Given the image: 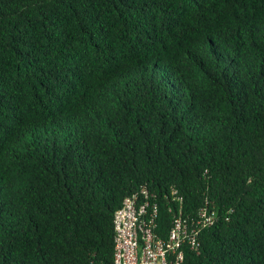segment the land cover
<instances>
[{
	"label": "trees",
	"instance_id": "obj_1",
	"mask_svg": "<svg viewBox=\"0 0 264 264\" xmlns=\"http://www.w3.org/2000/svg\"><path fill=\"white\" fill-rule=\"evenodd\" d=\"M146 193L264 264V0H0V264H112Z\"/></svg>",
	"mask_w": 264,
	"mask_h": 264
},
{
	"label": "built area",
	"instance_id": "obj_2",
	"mask_svg": "<svg viewBox=\"0 0 264 264\" xmlns=\"http://www.w3.org/2000/svg\"><path fill=\"white\" fill-rule=\"evenodd\" d=\"M177 191H174L176 193ZM145 195V190H142ZM182 202V198L179 197ZM159 206L138 196H128L116 211L114 219L115 251L112 264H184L185 248L198 249L197 231L189 228L182 209L174 217L166 236L158 234ZM216 213L202 209L197 225L210 226Z\"/></svg>",
	"mask_w": 264,
	"mask_h": 264
}]
</instances>
